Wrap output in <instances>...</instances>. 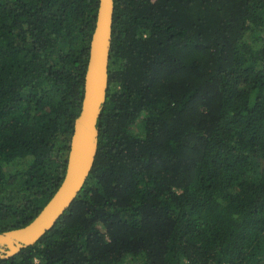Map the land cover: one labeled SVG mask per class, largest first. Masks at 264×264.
<instances>
[{
	"label": "trees",
	"instance_id": "trees-1",
	"mask_svg": "<svg viewBox=\"0 0 264 264\" xmlns=\"http://www.w3.org/2000/svg\"><path fill=\"white\" fill-rule=\"evenodd\" d=\"M99 0H0V232L61 185ZM94 166L0 264H264V0H115Z\"/></svg>",
	"mask_w": 264,
	"mask_h": 264
},
{
	"label": "water",
	"instance_id": "water-1",
	"mask_svg": "<svg viewBox=\"0 0 264 264\" xmlns=\"http://www.w3.org/2000/svg\"><path fill=\"white\" fill-rule=\"evenodd\" d=\"M115 0H99L81 113L75 120L65 177L40 213L27 225L0 232V259L18 254L35 244L69 208L84 186L99 147L98 120L107 99L113 39Z\"/></svg>",
	"mask_w": 264,
	"mask_h": 264
}]
</instances>
